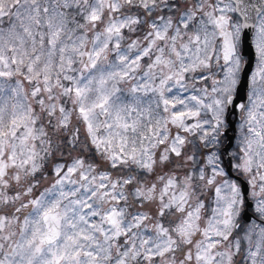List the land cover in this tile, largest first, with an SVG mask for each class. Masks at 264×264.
I'll use <instances>...</instances> for the list:
<instances>
[{
    "label": "snow or ice",
    "instance_id": "6c2138e0",
    "mask_svg": "<svg viewBox=\"0 0 264 264\" xmlns=\"http://www.w3.org/2000/svg\"><path fill=\"white\" fill-rule=\"evenodd\" d=\"M0 264H264V0H0Z\"/></svg>",
    "mask_w": 264,
    "mask_h": 264
},
{
    "label": "flooded vegetation",
    "instance_id": "af4514ba",
    "mask_svg": "<svg viewBox=\"0 0 264 264\" xmlns=\"http://www.w3.org/2000/svg\"><path fill=\"white\" fill-rule=\"evenodd\" d=\"M245 56L248 60V67L245 69V74H247L246 76H248L254 66L253 64V53L251 51V49H246L245 51ZM235 119V117H234Z\"/></svg>",
    "mask_w": 264,
    "mask_h": 264
},
{
    "label": "water",
    "instance_id": "95a60500",
    "mask_svg": "<svg viewBox=\"0 0 264 264\" xmlns=\"http://www.w3.org/2000/svg\"><path fill=\"white\" fill-rule=\"evenodd\" d=\"M247 74H245V76H246ZM247 77V76H246ZM246 91H247V89L246 88H242L241 89V95H245L246 94Z\"/></svg>",
    "mask_w": 264,
    "mask_h": 264
}]
</instances>
